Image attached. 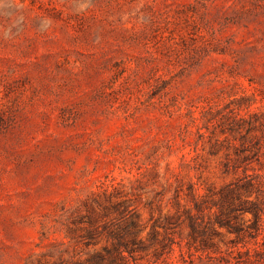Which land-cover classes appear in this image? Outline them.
<instances>
[{"label": "rangeland", "instance_id": "374dc122", "mask_svg": "<svg viewBox=\"0 0 264 264\" xmlns=\"http://www.w3.org/2000/svg\"><path fill=\"white\" fill-rule=\"evenodd\" d=\"M243 171L264 190V0H0V264H73L123 210L130 264H264V214L186 245L188 189Z\"/></svg>", "mask_w": 264, "mask_h": 264}, {"label": "trees", "instance_id": "16d2710c", "mask_svg": "<svg viewBox=\"0 0 264 264\" xmlns=\"http://www.w3.org/2000/svg\"><path fill=\"white\" fill-rule=\"evenodd\" d=\"M232 165V166H231ZM235 165L230 161L223 163L225 172L230 170ZM254 194V198L251 195ZM264 190L261 181L254 180L249 174L243 171V175L238 179L226 183L217 190L207 188L204 194H201L196 188H189L186 193V205L182 211L187 220L188 232L186 245L188 248H194L195 251H206L208 248L216 250L211 236L216 234V225L225 227L228 231L233 232L237 236V241H241L246 233V229L237 219L240 214L249 212L252 215L251 222L245 228L253 229L256 237L261 230V220L264 210L261 206L263 201ZM205 210L207 213H205ZM207 220H204V216ZM213 215L211 219L209 216ZM119 219L112 226L108 223L102 225L104 230L111 238L110 247H103L102 250H93L84 259H76L73 264H130L128 256L142 247L143 243L137 238V234L141 227L136 221V216L131 210H123L120 213ZM95 217L88 216V224L91 226L86 230V234L82 236L85 245L94 244L98 236V227H94ZM165 223L155 222L151 226V237L157 234L155 227H162L163 233L158 241L159 249H156L154 255L157 260L162 257L163 250H171L172 243L170 236L165 231L167 226ZM73 230H69V241L73 239ZM74 241V240H72ZM76 241V240H75ZM65 251L63 250H59ZM61 259V256L60 258ZM169 264V263H166Z\"/></svg>", "mask_w": 264, "mask_h": 264}]
</instances>
